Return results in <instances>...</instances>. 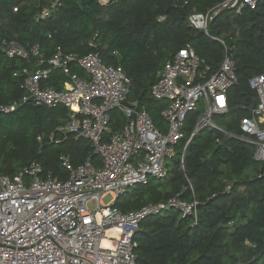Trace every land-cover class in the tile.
<instances>
[{
	"label": "trees",
	"instance_id": "1",
	"mask_svg": "<svg viewBox=\"0 0 264 264\" xmlns=\"http://www.w3.org/2000/svg\"><path fill=\"white\" fill-rule=\"evenodd\" d=\"M224 1L112 0L103 5L99 0H0V107L19 101L13 111L0 110V173L14 177L38 162L45 175L67 180L64 158L74 167L88 160L103 165L91 139L61 128L71 119L69 107L21 101L25 80L36 69H49L42 86L59 91L72 75L88 77L75 62L69 73L52 68L48 60L60 52H96L106 64L121 67L131 79L129 101L146 110L164 132L162 110L168 102L153 97L151 89L166 63L190 44L213 73L228 54L235 60L238 83L228 92L229 111L215 120L241 136V119L258 101L250 78L264 73V0L241 13L223 10L208 32L190 25L192 13ZM45 8L52 10L50 15L37 19ZM5 40L38 45L46 61L34 55L10 57ZM197 121L193 111L186 116L184 137L166 162V177L150 176L114 202L131 212L175 196L198 201L197 220L170 208L141 221L134 237L137 264H264V161L254 159L253 144L217 129L203 128L189 141ZM126 123L125 114L113 109L103 141Z\"/></svg>",
	"mask_w": 264,
	"mask_h": 264
},
{
	"label": "built area",
	"instance_id": "2",
	"mask_svg": "<svg viewBox=\"0 0 264 264\" xmlns=\"http://www.w3.org/2000/svg\"><path fill=\"white\" fill-rule=\"evenodd\" d=\"M99 1L105 5L112 0ZM258 3L226 0L207 12L192 13L189 22L208 32L210 23L223 10L241 13L246 7L256 8ZM51 11L45 8L37 19L49 16ZM4 45L10 57L29 59L34 55L40 62L46 61L38 45L6 40ZM71 62L80 65L88 77L72 75L65 89L59 91L42 86L49 69H36L25 80L26 95L21 101L32 99L48 106L61 103L69 107L71 119L61 128L91 139L103 165L96 167L88 160L74 167L69 158H64L67 180L45 175L38 162L27 164L14 177L0 173V264H137L134 237L146 217L174 208L197 220L198 201L188 203L178 196L131 212H123L114 202L104 204L102 199L108 194L116 199L130 186L147 182L150 176L166 177V162L176 154V145L184 137L186 116L201 101L205 111L189 141L203 128L217 129L253 144L254 159L264 161V73L250 78L258 101L249 110L250 115L241 119V136L228 132L215 120L229 111L228 92L238 83L235 60L228 54L213 73L190 44L166 63L151 89L153 97L168 102L162 110L166 132L154 125L146 110L129 101L131 79L121 67L106 64L96 52L83 56L60 52L48 60L52 68L66 73ZM18 103L1 106L0 110L13 111ZM115 108L125 114L127 123L104 142Z\"/></svg>",
	"mask_w": 264,
	"mask_h": 264
},
{
	"label": "rangeland",
	"instance_id": "3",
	"mask_svg": "<svg viewBox=\"0 0 264 264\" xmlns=\"http://www.w3.org/2000/svg\"><path fill=\"white\" fill-rule=\"evenodd\" d=\"M204 111H205L204 102L201 101V102L199 103L198 108H197L195 111H193V113H195V116H196L197 120H198L199 117L204 113ZM115 200H116V199H115L111 194L106 195V196L102 199V201H103L104 204H110V203H112V202H115Z\"/></svg>",
	"mask_w": 264,
	"mask_h": 264
}]
</instances>
